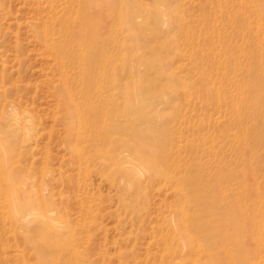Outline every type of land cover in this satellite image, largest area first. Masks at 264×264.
I'll use <instances>...</instances> for the list:
<instances>
[{"label": "rangeland", "instance_id": "1", "mask_svg": "<svg viewBox=\"0 0 264 264\" xmlns=\"http://www.w3.org/2000/svg\"><path fill=\"white\" fill-rule=\"evenodd\" d=\"M0 264H264V0H0Z\"/></svg>", "mask_w": 264, "mask_h": 264}, {"label": "bare ground", "instance_id": "2", "mask_svg": "<svg viewBox=\"0 0 264 264\" xmlns=\"http://www.w3.org/2000/svg\"><path fill=\"white\" fill-rule=\"evenodd\" d=\"M89 24V23H88ZM102 25V24H101ZM105 27V26H104ZM102 28V27H101ZM99 30H101V29H99ZM105 31V30H104ZM45 32V31H44ZM101 34V33H100ZM107 34V33H106ZM44 36H45V34H44ZM101 36V35H100ZM81 38V37H80ZM102 39V38H101ZM58 46H60V47H58V51H61L62 50V45H58ZM57 51V52H58ZM56 52V53H57ZM58 54V56H60V54L59 53H57ZM96 64V63H95ZM98 83V82H97ZM65 92V91H64ZM66 94H67V92H65ZM84 93V92H83ZM66 94H65V97H66ZM67 98V97H66ZM68 100V99H67ZM70 101V100H69ZM70 104H71V102H70ZM75 111V110H74ZM104 111V110H103ZM74 115H76L77 116V114L74 112ZM76 118V117H75ZM112 123V122H111ZM113 123H115V125H113V126H111V127H109V126H107L108 127V129H106V131H105V128H102L101 130H99L98 131V134H97V136H96V138L94 139V142H95V144H94V146H93V152L95 153V156L96 157H103L104 156V158H105V163L106 162H110V166H112V165H116V166H118L119 164H121V165H127V164H133L132 163V160L130 161L129 159H128V155H126V153L128 152L129 153V155H130V149L132 148L131 147V141H128V140H126V141H124V139L123 138H118V142H119V144H121V145H124L125 147L126 146H129V149H126V151H124V149H123V151L122 152H120V153H115V151H116V149H114V148H112L111 150H108V149H106V151H104L102 148H101V146L102 145H100V142H101V134H104L105 135V137H107V135H109V134H111V132H114L115 134H117L118 133V131L119 130H121V131H123L124 132V136L125 137H127L128 139H130L129 137H130V133H129V120H123V122L122 123H117V121H114ZM97 129V128H96ZM93 138H94V136H93ZM103 140V139H102ZM128 141V142H127ZM99 142V143H98ZM106 142H108V141H106ZM111 142V141H110ZM104 152V153H103ZM158 157L160 158V164L158 165V166H156V168H154V166L151 164V162H147V160H144V161H146L145 162V165L147 166V169L148 170H150V171H155V173H161L162 174V172H161V170H160V166H163V165H166V163H167V161H166V159L165 158H163V155H161V154H158ZM143 159H144V157H142ZM98 159V158H97ZM116 163V164H115ZM126 167H128V166H126ZM118 168V167H117ZM114 169V168H113ZM123 171H125V172H131L132 173V176H133V178H135V181L137 180V176L135 175V173L132 171V169L131 168H127V169H123ZM157 176V175H156ZM130 181H132V179L130 180ZM134 181V182H135ZM152 182V181H151ZM179 187V186H178ZM137 188H138V190H136L137 191V195H139V194H141V193H143L144 191H145V188L144 187H142V188H139L138 186H137ZM180 188V191H182V188L181 187H179ZM195 193V192H194ZM198 206V210L199 211H201L202 213H203V211L204 212H209V210H208V208H209V206H208V208L206 207V210H204V208H205V206H207V205H205V204H199V205H197ZM132 212H136V210H132ZM185 216V215H184ZM211 217H215V215L214 214H212V213H208L207 215H203V216H199V217H196L195 218V222H194V230H197L194 234L193 233H189L188 234V238H189V236H190V238L193 240V241H195L196 243H199V245H202L203 246V244L205 243L209 248H210V251H211V253H214V251L216 250V249H222V250H225L226 248H227V246L230 244L229 242H231L230 241V239H233V236H234V231L233 232H228V231H226L224 228H222L221 227V225H220V223H218V224H215L214 222H212V221H210V218ZM228 217H230V215L228 214L227 215V218ZM224 219L223 218H220L219 219V221L220 222H222ZM185 224V223H184ZM210 230H216V231H219V235L221 236V239H220V241H221V244L220 245H218L219 246V248H218V246H217V248L216 247H214V241H215V239H213V237L210 235V233H209V231ZM187 232V231H186ZM217 237V236H216ZM215 237V238H216ZM219 237V236H218ZM217 237V238H218ZM195 238H197V240H195ZM216 238V239H217ZM220 238V237H219ZM191 239H190V241H189V243L191 242ZM229 243V244H228ZM197 246V245H196ZM225 251H227V249L225 250ZM228 259H229V262H232L233 261V257L232 256H230V255H228ZM244 259H246V258H244ZM247 260V259H246ZM239 262V258L237 259V263Z\"/></svg>", "mask_w": 264, "mask_h": 264}]
</instances>
